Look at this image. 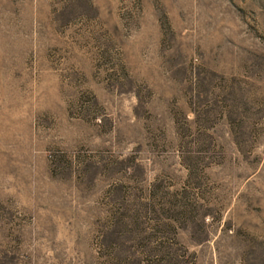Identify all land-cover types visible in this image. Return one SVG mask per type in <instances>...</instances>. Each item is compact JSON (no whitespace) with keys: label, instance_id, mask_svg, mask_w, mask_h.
<instances>
[{"label":"rangeland","instance_id":"374dc122","mask_svg":"<svg viewBox=\"0 0 264 264\" xmlns=\"http://www.w3.org/2000/svg\"><path fill=\"white\" fill-rule=\"evenodd\" d=\"M0 264H264V0H0Z\"/></svg>","mask_w":264,"mask_h":264}]
</instances>
